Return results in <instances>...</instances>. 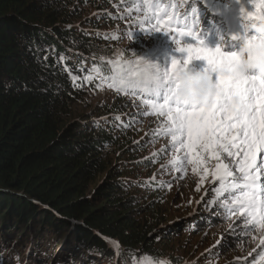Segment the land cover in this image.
Here are the masks:
<instances>
[{
    "label": "trees",
    "instance_id": "16d2710c",
    "mask_svg": "<svg viewBox=\"0 0 264 264\" xmlns=\"http://www.w3.org/2000/svg\"><path fill=\"white\" fill-rule=\"evenodd\" d=\"M88 3L0 0V250L16 232L19 247L29 245L0 264L41 262L53 250L59 264H75L77 253L80 264H137L164 253L167 228L133 215L151 207L128 177L145 161L137 119L121 95L99 108L83 93L88 77L110 74L121 31L108 26L122 22L103 3L87 12Z\"/></svg>",
    "mask_w": 264,
    "mask_h": 264
},
{
    "label": "rangeland",
    "instance_id": "374dc122",
    "mask_svg": "<svg viewBox=\"0 0 264 264\" xmlns=\"http://www.w3.org/2000/svg\"><path fill=\"white\" fill-rule=\"evenodd\" d=\"M87 1L92 2L85 5L87 12L93 11L96 9L95 6H98L97 4L103 3L101 7L112 8L114 14L122 15L120 24L108 26L109 28L118 27L121 31L120 39L114 44L112 59L109 60L112 61L113 69L117 62L123 64L141 58L167 65L173 56L179 59L183 55L176 51L177 47L191 42L182 40L181 44L177 45L170 34L144 30L151 29L156 24V19L140 23V21L146 20L151 12L156 11L155 8L150 10L144 0ZM158 1L150 0V3L155 4ZM229 1L234 5V0ZM165 2L167 0L158 3L163 5ZM238 2L240 5L236 4L235 6H240L243 19L241 25L244 27L245 17L254 11L255 2L254 0H238ZM204 3L201 5L202 10L199 17L196 16V21L191 22V24H195L193 29L191 27L190 30L180 23L169 24V27L193 33L197 39H201V35H204L201 40H204L209 47L220 46L224 51H232L238 43L234 37L243 36L244 29L241 25H236L237 28L228 26L227 15L223 10L212 13L213 7L210 3L207 1ZM180 8L181 5L175 9V12L173 8H170L168 12L178 13ZM221 9L223 8L221 7ZM160 15L165 20L169 19L162 13ZM204 26L208 32L207 35L200 31ZM212 27L216 31L220 30L218 39L214 38L213 41L209 39ZM191 66L205 68L208 65L206 60L194 59ZM90 80L83 83V93L88 105L101 108L117 98L118 94L111 91L116 89L109 87L110 82L104 85L97 83L96 80ZM127 96H121V99L126 108L131 111V116L137 119L138 132L134 137L142 142V149L138 152V157L145 159L141 167L133 168L128 172V177L140 182L135 183L141 188L137 198L140 204H151L149 212H147L148 207L145 206L139 208L133 215L138 218L139 223L146 221L159 225V228H167L162 237V242L164 241L162 245L165 246L164 253L159 259H165L170 264H264V243H261L264 241V229H260L254 223L246 226V222L251 219L247 212L242 214L239 208L231 203L233 199L231 195L216 192L220 185L214 179L213 173L218 161L211 154L206 153L205 163L202 167L188 164L180 170L174 168L169 164V160L174 155L184 156L186 150L179 144L174 149L171 135H165L161 131L166 126V117L151 113L150 107L142 102L148 97L129 94ZM77 108L82 110L81 105ZM262 157H264V153L257 154V166L260 165ZM153 158L156 159L155 162H151ZM220 158L221 162L232 166L234 173L239 174L238 168L232 163V158H229L227 153H221ZM205 168H207V172L204 171ZM259 183L264 185V169L260 171ZM149 184L159 186V189H151ZM93 194L94 190L91 189L90 195ZM261 196L264 197V193H261ZM226 200L229 201L228 205H225ZM227 211L231 215H227ZM206 215H209L210 218L195 222L196 219ZM19 234L20 232H16L11 236L12 238L8 239L7 246H4L8 249L0 250V258L3 256L5 260V258L16 257L20 251H22L21 256L26 255L29 245L22 243V246L19 247L21 240L16 237ZM15 239L17 241H14ZM12 252L14 253L11 254ZM4 253L7 255L4 256ZM56 253L58 250H53L43 261L40 262L32 258L29 263L59 264L60 256H57ZM78 256V253L74 256L73 263L80 264ZM142 259L140 258L139 261L141 262ZM139 261L137 264H140ZM118 262L115 264H119ZM88 264H108V262L99 259V261L93 260Z\"/></svg>",
    "mask_w": 264,
    "mask_h": 264
},
{
    "label": "snow or ice",
    "instance_id": "6c2138e0",
    "mask_svg": "<svg viewBox=\"0 0 264 264\" xmlns=\"http://www.w3.org/2000/svg\"><path fill=\"white\" fill-rule=\"evenodd\" d=\"M254 2V11L247 14L249 19L264 16V0ZM144 3L149 5L150 10L156 9L146 20L140 21L143 24L156 19L153 28L144 30L170 34L177 45L182 40L191 42L177 47L176 51L183 55L179 59L173 56L167 65L145 58L123 64L117 62L109 87L125 94L148 97L142 102L150 107L151 113L166 117V126L161 131L165 135H171L174 149L179 144L186 150L184 156L174 155L169 160V164L177 170L188 164L202 167L205 154H211L218 161L213 173L220 185L216 192L231 195V203L242 214L247 212L251 219L246 222V226L254 223L264 229V197L261 196L264 185L259 183L260 171L264 169V157L259 166L256 164L257 154L264 153V74L239 76L235 71L232 51H224L220 46L209 47L193 33L169 27V24L182 23L181 18L163 9L158 2L151 4L150 0H144ZM161 13L169 19H163ZM194 59L206 60L217 79L216 98L203 107H187L175 98L178 74ZM72 79L76 86L77 78ZM237 96L243 98V104L235 102L234 98ZM221 153H227L232 158L239 174L234 173L228 163L221 162ZM204 171L207 172V168ZM228 204L229 201L226 200L225 205ZM110 243L119 248L116 242ZM140 264L170 262L145 257Z\"/></svg>",
    "mask_w": 264,
    "mask_h": 264
},
{
    "label": "clouds",
    "instance_id": "9594fccd",
    "mask_svg": "<svg viewBox=\"0 0 264 264\" xmlns=\"http://www.w3.org/2000/svg\"><path fill=\"white\" fill-rule=\"evenodd\" d=\"M243 36H238L234 46L235 71L241 76L264 74V16L245 17ZM217 93L215 72L209 66L197 68L191 64L178 74L175 98L187 107H203L214 102ZM243 104L242 97L234 98Z\"/></svg>",
    "mask_w": 264,
    "mask_h": 264
}]
</instances>
